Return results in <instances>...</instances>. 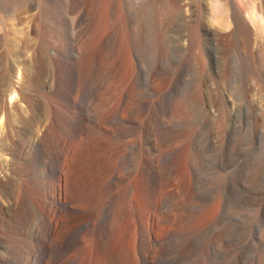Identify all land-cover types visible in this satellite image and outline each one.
<instances>
[{
    "label": "rangeland",
    "instance_id": "1",
    "mask_svg": "<svg viewBox=\"0 0 264 264\" xmlns=\"http://www.w3.org/2000/svg\"><path fill=\"white\" fill-rule=\"evenodd\" d=\"M68 1L0 0V163L2 130L35 120L46 125L50 153L42 170L26 177L28 197L54 200V191L34 183L56 184L59 174L45 162L52 155L64 162L65 144L77 138L89 146L85 159L102 160L91 182L92 207L114 215L125 211L133 192L140 196L143 210L127 212L137 255L151 257L147 248H158L140 238L141 226L157 214L156 231L169 245L153 264H177L182 254L186 264H264V0H243L238 32L224 0H204L208 35L193 40L165 37L172 11L160 0L151 19L142 0H135L143 5L134 18L118 4L104 12L113 0L100 9L99 0ZM40 201L42 212H52ZM39 220L28 219L25 243L43 245L31 236ZM96 238L101 256L104 240ZM71 248L77 250L59 258L44 248L45 258L51 254L46 264H61Z\"/></svg>",
    "mask_w": 264,
    "mask_h": 264
},
{
    "label": "bare ground",
    "instance_id": "2",
    "mask_svg": "<svg viewBox=\"0 0 264 264\" xmlns=\"http://www.w3.org/2000/svg\"><path fill=\"white\" fill-rule=\"evenodd\" d=\"M47 1H49L48 2L49 4L54 1L57 2V0H47ZM70 1L68 2L70 3ZM81 1L78 0L79 3H81ZM99 1H100L99 3L100 4L99 9H100L102 1L104 2V0H99ZM142 1L146 5V8H147L146 13H149L148 17L150 16V13H155V10L157 8L155 0H142ZM160 1L162 5L161 7L163 9L166 8V10L170 9L172 11L170 18L169 19L167 18L163 26V29H164L163 33L165 37L169 36L168 37L169 39L171 37L174 39L187 38L188 40H191V39L193 40V39H200L203 35H206V36L208 35L205 32V29L203 28V25H202L203 19H204L203 13H205L203 10L204 0H160ZM224 1H225V4L228 6L229 17L233 23L234 30H236L237 32L238 30H242L240 29L241 25L243 24L242 17H241V11L245 7L246 3L243 0H224ZM88 2L85 1L82 7H85L86 9V7L89 6ZM109 2H108V5L110 4ZM106 3H107V0H106ZM111 3L112 4L108 7L106 6L107 4L104 5L107 7V9L109 8L108 9L109 11H107L106 9V11L104 12L111 13L113 12V10L114 11L115 9L117 10L116 6L118 4V7L119 6L122 7L125 10V12L132 13V15L130 14L131 17L133 16V13H135L138 9H141V6L143 5L140 3H136L135 0H113V2ZM93 4L91 3L90 5H93ZM102 9L104 10L105 7ZM104 12L103 14H101L102 17H104L103 16ZM144 14L145 13H143L142 15ZM97 15H100V14H97ZM145 15L143 17H145ZM100 16H97L100 19L96 18V20L100 21L102 19V17ZM135 16H136L135 18L137 19L138 13ZM59 19H60L59 16H56L54 18L56 22H60ZM139 19H142V17H140ZM96 20H94L95 23H96ZM116 20L114 21L115 23H116ZM99 21H97V23H99ZM139 21L141 22V20H138L137 22L139 23ZM144 28L147 29L148 31V27L146 28V26H144ZM144 28L143 30H145ZM188 28L189 30H187ZM141 29L142 28L140 27V29L139 30L137 29V30L140 32ZM159 29L158 31H160ZM155 30H157V28ZM127 48L128 46L125 47L124 53L126 51V53L130 55V52L129 50H127ZM130 49H133V48L130 47ZM81 50L83 51V49ZM78 53H77V56H78ZM53 54L54 53H52V55ZM52 58L53 60L56 59L55 56ZM19 87L20 85L18 86V88ZM8 91H10V93L17 91L19 95V100L23 102L27 101L28 97L27 95H25V93L23 94L19 92L18 90L14 89L13 87H10ZM28 92H29V89H28ZM2 114L3 113L0 110V129L3 124ZM45 126H43V124L40 125L37 121L33 120V122H30L28 124H25V123L20 124L19 126H17L16 129L15 128H13V130L3 129L1 132V138L6 141L7 145L5 146V154H6V158L4 160L5 164L3 165L2 162L0 163L1 172H2V166L5 167L3 171V176L5 177V180L4 181L0 180V264H46L45 262L46 258L50 257L51 254L45 258V251L43 250L44 248L51 250V253L53 251L52 255L54 258H59L60 254L62 252L64 253L65 250L68 249V252H69L70 251L69 249L72 246H76L75 249L77 250L75 251L73 248H71L74 253L71 252L70 254L71 256L70 257L68 256L67 259H65L67 256L63 258L64 260L60 258L62 260L61 264H111V261L114 262L113 264H153L154 261L157 259L156 255L159 253H162L164 249L169 245L168 244L169 240H167V236L165 235V233L162 232L164 233V235H160L156 231V228H157L156 222H158V218L156 219L155 216L157 214L155 216H151L149 218V221L146 224L141 226V228L140 227L138 228H140L142 232L140 238L143 239L144 241L145 239L147 240V238H151L149 242H152L156 246L158 245V248L153 249L154 247L152 248V246L151 247L149 246L148 248L145 246L148 252L153 253V255L150 253L151 257L145 256L146 255L145 253L147 252L145 251V249H144L145 255H143L141 251H140V255L139 254L137 255L136 254L137 248L134 244L135 240H132L133 236L128 234L129 232L128 226L130 224V220H129L130 218L129 216H127V212L130 211L135 215V212L138 213V210L140 209V207H141V210H143L141 206V198L140 196H138L136 193L133 192V195L129 197V203L126 204L127 205L126 208L124 207V210L126 212L120 211L119 213H114V215H113V212L109 210L110 208L104 211H102L101 209L102 212L99 213L100 211L97 210L98 209L97 206L92 207V203L94 200L93 198L94 191L92 190L93 183L91 182H92V178H96V177H93L94 175H96L95 172L96 173L99 172L100 174V171L102 170V168L100 167L101 170L97 171V169L99 168L98 161L100 160L99 162L101 163L102 160L99 159L101 157L98 158L97 155L93 156V154H92L91 159L89 157L90 160H87L88 158L87 159L84 158V153L86 152L87 149H89V146H87L83 142V140L75 138V139L69 140L65 144L66 145L65 149L67 151L64 156V162H61L59 165L57 163L60 157L59 156L56 157L55 155H52L49 158V160L45 162L46 167L48 168L52 167L59 174L56 184L54 183V185H51L53 183L45 184L44 182H43L44 184L42 183L35 184L33 182L34 187L36 185L39 188L47 190V192L54 191L55 192L54 194H56V196L54 197V200L52 202H49V201L47 202L46 200L40 201L39 199L34 200L33 197H30V196L28 197V193L26 191V188L28 189V186H27L28 180L26 179V177L32 172H35V174L36 172L39 173L40 166L42 167V165H44L43 164L44 158L50 153V148L48 150L44 146V143H43L45 142L43 138L47 137V135L45 134L47 130ZM161 130L162 129L160 128V132H162ZM125 170H126V167H125ZM118 174H119V171H118ZM115 176L117 175L116 174L112 175L114 179H115ZM84 180H89L86 185L84 184L85 183ZM9 181H11L12 183V186H10L11 188L10 192L8 188ZM158 198L160 199V197ZM36 201L37 202L40 201L42 206H44L45 208L51 206L52 212L50 211L42 212L40 205H38ZM159 201L161 202V200ZM159 201L155 203H159ZM30 216L40 217L39 226L41 230L39 228L38 229L40 231L36 230L35 228L33 229L31 228L32 229L31 236L32 238L33 237L37 238L39 241L44 240L43 245H40V243L35 244V245L27 244L29 242L25 243L20 238V236L23 235L27 230V222H28V219H30ZM139 216L141 217V215ZM29 234H27L28 237L30 236ZM97 236H100L104 240L103 241L104 243H102L103 245L101 246L102 248L100 251L102 252V254H100L101 256H99L98 252L96 251L99 248V246L96 247V243H95L97 242L95 241V239H97L96 238ZM99 242L101 243V241ZM152 243H150L149 245H152ZM147 244L145 243V245ZM185 249L187 250L189 248L186 247L184 248V250ZM114 252L116 254L115 255L113 254L112 256V253ZM69 253H66V254L69 255ZM186 256L182 254L179 260L177 259L179 261L177 264H183L185 261L187 262L186 259L188 257L186 258ZM51 260H54V259L52 258ZM53 262L54 261H52V264Z\"/></svg>",
    "mask_w": 264,
    "mask_h": 264
},
{
    "label": "water",
    "instance_id": "3",
    "mask_svg": "<svg viewBox=\"0 0 264 264\" xmlns=\"http://www.w3.org/2000/svg\"><path fill=\"white\" fill-rule=\"evenodd\" d=\"M253 26L255 27V29H256L257 31H259L260 24H259V21H258V20H255V21H254Z\"/></svg>",
    "mask_w": 264,
    "mask_h": 264
}]
</instances>
